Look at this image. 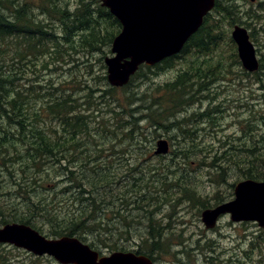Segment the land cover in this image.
I'll return each instance as SVG.
<instances>
[{
	"label": "trees",
	"instance_id": "trees-1",
	"mask_svg": "<svg viewBox=\"0 0 264 264\" xmlns=\"http://www.w3.org/2000/svg\"><path fill=\"white\" fill-rule=\"evenodd\" d=\"M13 1L3 8L6 0H0L1 225H27L50 239L76 237L100 254L102 248L127 251L133 236L146 229L133 252L157 262L172 253V245L163 239L162 222L169 216L159 219L156 213L176 205L175 194L201 210L208 204L199 193L204 180L231 188L227 198L234 197L240 181L264 182V81L259 83L263 103L259 108L249 103L250 118L240 122L239 136L222 148L207 151L195 135L205 129L192 123L212 120L218 107L184 118L195 102L209 99L205 92L214 80L238 75L241 62L229 29L240 20L236 0H216L179 55L142 66L123 88L107 81L106 54L121 24L101 0H78L77 5L44 0L51 14L41 10L54 21L49 27L36 20L39 10ZM8 48L14 70L5 62ZM179 59L183 62L176 67ZM38 66L41 73L64 76L45 84L33 81L29 77L38 75ZM174 67L173 79L152 81L160 70ZM159 131L168 134L170 143L177 140L173 132L183 143L189 141L172 155L196 160L205 174L181 166L169 175L139 169L126 159L130 148L137 158H146L150 149L145 144L152 134L161 138ZM225 202L218 191L215 205Z\"/></svg>",
	"mask_w": 264,
	"mask_h": 264
},
{
	"label": "rangeland",
	"instance_id": "rangeland-1",
	"mask_svg": "<svg viewBox=\"0 0 264 264\" xmlns=\"http://www.w3.org/2000/svg\"><path fill=\"white\" fill-rule=\"evenodd\" d=\"M11 2L14 1L9 0V6H12ZM20 2H25L30 7L39 10L36 13V20L38 19L40 24H46L48 27L49 25H54V21L50 19L49 14L51 13L44 3V0H20ZM70 2L75 5L76 2L78 3V0H70ZM236 3L241 13L240 20L236 26L245 28L252 34L251 39L258 49V55L260 56L259 61L262 68L258 71V74L248 73L243 69L241 64L240 67H236L238 75L226 76L225 79L219 82L217 79L214 80V82L208 86L209 90L205 92V96H209V99H201L187 110V114L184 118L190 117L195 111L204 112L209 108L218 107L212 116V120L192 121V123L200 129H205L201 132L197 131L195 135L198 141L201 144L203 143V146H206L205 149L207 151L217 150L218 147L222 148L223 143L229 140L233 141L239 136L241 131L240 122L246 120V118H250L249 103L256 104L257 108L263 103L259 83L264 81V0H236ZM41 9L49 14L44 13ZM248 12L255 13L260 18L257 20L250 19L246 14ZM55 25L59 26L58 23ZM229 29L232 36L234 28L229 27ZM11 51V48L5 49L4 58L5 62L8 64L9 70L11 65L14 70V64L12 62L10 63ZM96 56L102 58L104 55L97 54ZM109 56H112L111 52L110 54L107 52L106 58ZM181 62H183V59L177 60L175 62V65H177L176 67H178ZM24 66L26 67V64H24ZM176 67H174V69L165 68L164 70H160L156 76H152V81L163 83L173 79L176 75ZM98 69L99 67L96 64V70L98 71ZM33 70L34 69H29L28 72L31 73ZM40 71V66H38V75L29 78L33 81L38 78V82L45 84L51 79L57 82V79L64 76V74L59 71H43L42 73ZM243 72L248 75H245ZM23 73L27 76L25 72ZM23 84H25V82H23ZM158 133L162 135L161 138H156L155 135L152 134L149 137V142L145 144L146 148L150 149L149 155L146 158H137L139 156L130 148L128 152L130 155H127L126 159H129L130 162L134 160L139 166V169L143 168L148 170L150 167L151 169H157L169 175H172V169H176L177 172L183 169L181 166L185 167V170L188 172L195 170V174L197 175L203 173L196 168V160L187 161L182 158L181 155H172L174 151L179 150L182 144L185 143L187 147L189 146L187 143L189 141L184 139L183 143V140L178 137L175 132H173L171 136L173 139L177 138V140L170 143L169 154L166 156L155 155L157 142L160 139L169 141L167 133L163 131H159ZM180 135L182 134L180 133L179 136ZM136 159L138 160L135 161ZM228 183L233 184V179H228ZM203 185L205 187H202L199 193L204 194V200L208 203L207 209L216 207L215 199L218 191L227 199V202L234 198H229V196L227 198V195L233 193V190L227 188L226 185L223 186V188H216L215 186H211V183H208L207 180L203 181ZM175 195L172 203L176 205H165L162 211L159 210L158 213H156L159 219L166 217V215L169 216L162 222V226L165 227L163 239L164 243L172 245V253L162 255V257L157 260V264H251L250 262L252 260L260 263L264 261V231L261 230L257 224H232L230 218L226 216L221 218L216 228L208 230L201 219V215L205 209L200 210V206L183 200L180 201L181 194ZM3 226L5 225L0 224V228ZM145 231L146 229H143L142 233L136 234L138 236H133L134 241L131 243V246H128L127 251H137L140 238H145ZM261 251H263L262 255ZM112 252L115 251L104 248L101 249V254L105 256L110 255ZM0 264L60 263L52 257H37L23 249L2 244L0 245Z\"/></svg>",
	"mask_w": 264,
	"mask_h": 264
},
{
	"label": "water",
	"instance_id": "water-1",
	"mask_svg": "<svg viewBox=\"0 0 264 264\" xmlns=\"http://www.w3.org/2000/svg\"><path fill=\"white\" fill-rule=\"evenodd\" d=\"M216 0H102V6L120 22L105 59L107 81L113 88L127 86L141 66L153 67L181 53L215 8ZM232 39L242 67L259 71L260 63L247 29L236 26ZM170 143L157 142L155 155L166 156ZM234 199L202 213L207 229H214L221 216L235 223L251 222L264 230V182L247 179L234 188ZM0 244L23 249L37 257H52L60 264H154L148 257L132 252L102 256L76 237L49 239L30 226L13 223L0 228Z\"/></svg>",
	"mask_w": 264,
	"mask_h": 264
},
{
	"label": "flooded vegetation",
	"instance_id": "flooded-vegetation-1",
	"mask_svg": "<svg viewBox=\"0 0 264 264\" xmlns=\"http://www.w3.org/2000/svg\"><path fill=\"white\" fill-rule=\"evenodd\" d=\"M8 3H9V0H6V3H5V5H4V7L3 8H9V5H8ZM8 13V12H7ZM247 15H248V17L251 19H254L253 17H252V14L253 13H251V12H248V13H246ZM255 14V13H254ZM257 17H259V16H257ZM260 18V17H259ZM246 24V23H245ZM250 27V26H249ZM248 31V30H247ZM264 31V30H263ZM248 34H249V37H250V40H251V42L254 44V42L252 41V34L248 31ZM253 36H254V34H253ZM254 46H255V44H254ZM255 48H256V46H255ZM256 52H257V57H258V61L260 60V56L258 55V49L256 48ZM259 63H260V61H259ZM260 66H262V65H260ZM217 207V206H216ZM226 216H228L229 218H230V216L229 215H226ZM226 216H222L221 218H224V217H226ZM221 218L219 219V221H218V223L221 221ZM230 220H231V218H230ZM231 222H232V224H245V223H249V222H240V223H235V222H233L232 220H231ZM218 223H217V225H218ZM216 225V226H217ZM216 228V227H215ZM207 229V228H206ZM209 230V229H208ZM264 234V233H263ZM259 238V237H258ZM258 238H256V239H258ZM261 238V237H260ZM120 252H123V251H120ZM128 252H131V251H125V253H128ZM133 253H135V252H133ZM136 255H140V254H138V253H135ZM179 255V254H178ZM142 256H144V255H142ZM145 257H147V256H145ZM154 264H157V262H154V261H152ZM252 262H254V260H252L250 263L252 264ZM255 264H257V263H259V262H254Z\"/></svg>",
	"mask_w": 264,
	"mask_h": 264
}]
</instances>
